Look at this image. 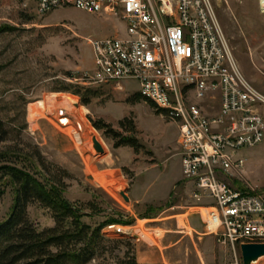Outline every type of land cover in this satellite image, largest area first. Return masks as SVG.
Instances as JSON below:
<instances>
[{"label": "rangeland", "instance_id": "1", "mask_svg": "<svg viewBox=\"0 0 264 264\" xmlns=\"http://www.w3.org/2000/svg\"><path fill=\"white\" fill-rule=\"evenodd\" d=\"M23 1L0 0V25L16 28L0 35V121L8 138L0 142V165L24 167L43 181L39 169L23 156L36 148L67 173L62 195L85 210L86 222H114L102 230L109 241L107 252L88 264H119L125 253L139 264L230 262L233 252L205 231L192 207L190 188L181 182L176 124L149 102L135 99L134 81L80 82L83 72L93 69L86 41L111 37L123 30L122 24L114 16L76 8L38 15ZM211 3L241 72L264 95V13L256 0ZM62 82L95 88L97 96L83 105L79 96L57 91ZM66 97L78 110L65 105ZM61 110L69 120L66 126L58 122ZM126 117L133 133L119 128ZM90 119L134 135L139 149L114 147V140L96 130ZM89 134L96 135L103 153L95 151ZM241 154L245 164L240 184L264 192V140ZM14 196L13 184L0 180V221L10 213ZM27 213L39 229L54 225L50 213L37 204L29 205ZM237 256L242 264L240 251ZM252 264H264V258Z\"/></svg>", "mask_w": 264, "mask_h": 264}, {"label": "built area", "instance_id": "2", "mask_svg": "<svg viewBox=\"0 0 264 264\" xmlns=\"http://www.w3.org/2000/svg\"><path fill=\"white\" fill-rule=\"evenodd\" d=\"M256 1L264 13V0ZM23 2L38 15L76 8L118 19L121 32L86 41L93 69L80 82L134 81L139 95L176 124L181 182L192 207L205 231L233 252L226 264H241L240 244L264 242V192L240 184L241 151L264 137V95L241 72L211 0ZM63 119L61 110L58 122L66 126Z\"/></svg>", "mask_w": 264, "mask_h": 264}, {"label": "trees", "instance_id": "3", "mask_svg": "<svg viewBox=\"0 0 264 264\" xmlns=\"http://www.w3.org/2000/svg\"><path fill=\"white\" fill-rule=\"evenodd\" d=\"M15 30L13 26L0 25V35ZM57 91L79 96L83 105H88L97 96L95 88L63 82ZM135 99L139 101L143 98L137 93ZM90 121L96 130L103 131L106 137L114 140V147L139 149L134 135L123 134L102 119ZM119 128L124 132H134V125L127 117L119 121ZM7 139L0 121V142ZM23 156L39 169L44 180L24 167L7 163L0 165V180L8 179L15 191L10 213L0 221V264H88L106 253L109 241L102 230L114 222H86L84 217L88 214L85 210L62 195L63 179L68 176L67 173L47 162L36 148L24 152ZM32 204L46 209L54 225L44 229L35 226L27 213L28 206ZM119 264L139 263L125 253Z\"/></svg>", "mask_w": 264, "mask_h": 264}, {"label": "water", "instance_id": "4", "mask_svg": "<svg viewBox=\"0 0 264 264\" xmlns=\"http://www.w3.org/2000/svg\"><path fill=\"white\" fill-rule=\"evenodd\" d=\"M92 143L95 151L103 153V148L93 136ZM121 195L124 196L125 200H128V197L125 195V192L122 191ZM240 253L242 258V264H252L258 261L260 258H264V242L260 243H242L240 244Z\"/></svg>", "mask_w": 264, "mask_h": 264}, {"label": "bare ground", "instance_id": "5", "mask_svg": "<svg viewBox=\"0 0 264 264\" xmlns=\"http://www.w3.org/2000/svg\"><path fill=\"white\" fill-rule=\"evenodd\" d=\"M74 102H75V100H74ZM50 103H51V102H50ZM64 103H65V105H67V106H70V107H71V105H72V107H73L74 109L78 110V108H77V107L75 108V107L73 106V104H72L71 100H69V98H68V97H66V98H65V101H64ZM72 107H71V108H72ZM63 120H64V119H63ZM64 121H65V123H66L68 120H67V119H65ZM59 125H61V126H62V124H61V123H59ZM90 132H92V131H90ZM90 132H88V133H90ZM93 136H94V137L96 138V140L99 142V140L97 139V137H96V135H95V134H89V138H90L89 140L92 142V137H93ZM99 144H100V143H99ZM100 145H101V144H100ZM155 233H156V232H155ZM157 233H159V232H157ZM140 235H142V237H143V236H147V234H146L145 232H142V234H140ZM142 239H143V238H142ZM152 239H153V238H152Z\"/></svg>", "mask_w": 264, "mask_h": 264}, {"label": "crops", "instance_id": "6", "mask_svg": "<svg viewBox=\"0 0 264 264\" xmlns=\"http://www.w3.org/2000/svg\"><path fill=\"white\" fill-rule=\"evenodd\" d=\"M259 110H260V113H261V115H262V117H263V120H264V106H261L260 108H259ZM263 140H264V137H263ZM262 140V141H263Z\"/></svg>", "mask_w": 264, "mask_h": 264}]
</instances>
